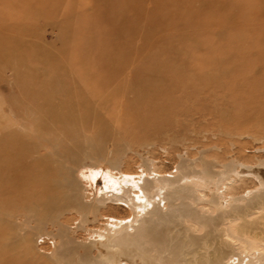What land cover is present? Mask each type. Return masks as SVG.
<instances>
[{"label": "rangeland", "instance_id": "1", "mask_svg": "<svg viewBox=\"0 0 264 264\" xmlns=\"http://www.w3.org/2000/svg\"><path fill=\"white\" fill-rule=\"evenodd\" d=\"M0 21V264H94L120 239L264 264V0H0ZM180 174L132 228L98 182Z\"/></svg>", "mask_w": 264, "mask_h": 264}, {"label": "bare ground", "instance_id": "2", "mask_svg": "<svg viewBox=\"0 0 264 264\" xmlns=\"http://www.w3.org/2000/svg\"><path fill=\"white\" fill-rule=\"evenodd\" d=\"M5 26H6V24H4L3 21H0V28L6 29ZM33 121H35V120H33ZM57 132H58V134H61V133H59V131H57ZM55 133L54 134L52 133V134L55 135ZM62 133H64V132L62 131ZM56 136H58V135H56ZM36 149H37V147H36ZM5 151L6 150H4L3 148H0V181L3 184H8L10 174L7 172V169H9L10 166H12V164L8 160V158L6 157ZM259 171L264 175V169H262V170L260 169ZM251 172H253V171H251ZM254 173H256V172H254ZM43 174H45V173H43ZM255 175L259 177V174L256 173ZM263 175H262V178H263ZM185 176L186 175L183 176L180 174V176L178 178H176L174 176L173 177H165V176L160 177L159 175H156L154 177V179H152V180H149L148 178L143 177V178L138 179L137 182L133 181V180L125 179V178H124V180L121 178H119V179L113 178L110 181H108L107 183H105L104 181H101V180H98V182L100 183L99 187L102 190L112 192L111 196L108 199H111V200L117 201V202L119 201V202L125 203L134 211L135 214L133 216V219H131V222H129L128 224H125V226H124L126 228L128 226H129V228H132L131 224L134 222V220H136V221L141 220L145 216V214L147 215V214H151V213L152 214L158 213L159 206L163 207V204H161V203L163 200H165L167 198L168 195H170V194L175 195V193L180 192V190H183V188L186 187V185L184 183V181L186 180ZM125 177H127V176H125ZM262 181H264V178ZM134 187H136L140 190L139 193L134 194L133 193L134 191L131 192V188L134 189ZM15 188H16L15 185H11L12 192H10L11 191L10 190L8 192V195L15 192L14 191ZM23 188H24V185H23ZM52 188H54V187H52ZM53 190H52V192H53ZM136 192H137V190H136ZM3 194H6V192H4ZM219 204L221 205V207L223 206L222 202H220ZM139 211H141V212H139ZM123 241L124 240L120 239L119 241L109 245L106 250H105L106 247H103V249H102L103 251H101V248L99 249L100 246L97 247L98 251L100 252V259L97 263L99 264V262L102 261L103 264H122V263L123 264H142L141 261L140 262H138L137 260L135 261L136 258L137 259L142 258L143 264H179V263H177V261H174L173 259L171 261L170 257L165 255L166 252H164V251L163 252L160 251L159 253H155V255H153L151 253L152 251L146 247V245L144 244L142 239L130 241V244H128L126 241H124L125 243H123ZM115 245L117 246L116 248H114ZM114 249H117L116 252L114 251ZM119 251H122L124 253V255ZM116 253H118V254L116 255ZM142 254H144L143 257H141ZM129 255L132 256V258H129L130 257ZM201 257H203V256H201ZM204 258H205V256H204ZM128 259H133V260H128ZM178 262H179V260H178ZM97 263H94V264H97Z\"/></svg>", "mask_w": 264, "mask_h": 264}]
</instances>
